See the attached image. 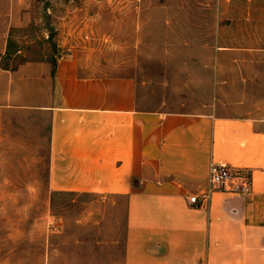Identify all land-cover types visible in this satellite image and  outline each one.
<instances>
[{
    "label": "rangeland",
    "instance_id": "374dc122",
    "mask_svg": "<svg viewBox=\"0 0 264 264\" xmlns=\"http://www.w3.org/2000/svg\"><path fill=\"white\" fill-rule=\"evenodd\" d=\"M6 37L3 67L76 53L87 72L134 76L144 109L264 117V0H0V51ZM23 128L28 142L5 135L1 150L13 193L0 198V258L124 264L126 198H51L47 130Z\"/></svg>",
    "mask_w": 264,
    "mask_h": 264
},
{
    "label": "crops",
    "instance_id": "0c3cea01",
    "mask_svg": "<svg viewBox=\"0 0 264 264\" xmlns=\"http://www.w3.org/2000/svg\"><path fill=\"white\" fill-rule=\"evenodd\" d=\"M82 60L0 65V165L5 135L28 142L35 120L47 130L51 198H126L124 264H264V117L144 109L134 76L87 72ZM212 162L249 170L251 192L203 199Z\"/></svg>",
    "mask_w": 264,
    "mask_h": 264
},
{
    "label": "built area",
    "instance_id": "2783aa9c",
    "mask_svg": "<svg viewBox=\"0 0 264 264\" xmlns=\"http://www.w3.org/2000/svg\"><path fill=\"white\" fill-rule=\"evenodd\" d=\"M210 188L202 194L203 199H209L213 189H224L239 194H247L252 190V175L249 170L225 162H212L209 172ZM199 196L189 198L191 203H198Z\"/></svg>",
    "mask_w": 264,
    "mask_h": 264
}]
</instances>
